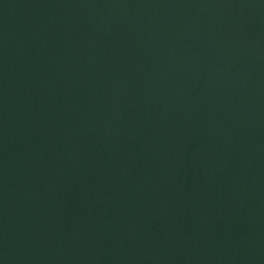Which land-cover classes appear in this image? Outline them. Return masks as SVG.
I'll use <instances>...</instances> for the list:
<instances>
[{
	"label": "water",
	"instance_id": "obj_1",
	"mask_svg": "<svg viewBox=\"0 0 264 264\" xmlns=\"http://www.w3.org/2000/svg\"><path fill=\"white\" fill-rule=\"evenodd\" d=\"M0 264H264V0H0Z\"/></svg>",
	"mask_w": 264,
	"mask_h": 264
}]
</instances>
